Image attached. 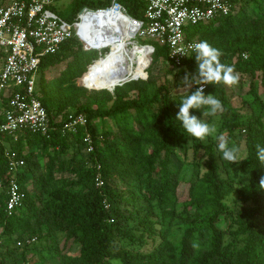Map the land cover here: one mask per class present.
<instances>
[{"label":"trees","instance_id":"1","mask_svg":"<svg viewBox=\"0 0 264 264\" xmlns=\"http://www.w3.org/2000/svg\"><path fill=\"white\" fill-rule=\"evenodd\" d=\"M227 1V16L185 32L219 48L238 75L230 93L222 84L204 92L221 100L218 131L246 161L221 160L214 137L189 143L174 120L187 90H172L194 73L193 59L177 66L165 45L144 43L154 51L139 79L88 90L114 49L97 50L105 54L98 58L69 38L42 59L37 79L52 130L0 133V264H264V164L255 150L264 146V0ZM111 2L70 0L60 17L71 23L81 9ZM116 2L144 20L145 0ZM98 78L89 83L101 86ZM246 80L247 91L234 93ZM70 114L85 124L64 129ZM7 153L23 165L11 169ZM186 165L192 178L181 176ZM10 181L23 194L12 210Z\"/></svg>","mask_w":264,"mask_h":264},{"label":"built area","instance_id":"2","mask_svg":"<svg viewBox=\"0 0 264 264\" xmlns=\"http://www.w3.org/2000/svg\"><path fill=\"white\" fill-rule=\"evenodd\" d=\"M55 1L0 0V133L27 130L48 135L52 126L36 93L42 59L54 54L65 40L72 37L83 43L85 51H97L80 36L83 18L90 13L77 15L74 22H67L53 11ZM145 1L144 20H133L137 26L135 36L165 45L169 61L177 66L187 58L180 53H191L187 45L196 42L186 39V27L227 16L232 9L227 0ZM120 8L116 0H112L105 10L120 13ZM145 46L150 57L154 48ZM100 57L105 54L100 52ZM85 122L82 115L70 114L63 128L74 130ZM6 155L11 169L23 165L13 153ZM22 197L17 184L10 181L7 209L18 206Z\"/></svg>","mask_w":264,"mask_h":264},{"label":"clouds","instance_id":"3","mask_svg":"<svg viewBox=\"0 0 264 264\" xmlns=\"http://www.w3.org/2000/svg\"><path fill=\"white\" fill-rule=\"evenodd\" d=\"M187 48L191 49V53L180 54L193 59L196 67L194 73H186L183 78L182 86L187 89V95L181 97L174 120L180 122L183 134L191 138L189 143L214 137L221 160L232 164L246 161L241 158L240 148L234 144L230 145L225 135L219 133L215 118L218 113L224 111V107L216 94H205L203 87L204 85H234L238 75L232 66L221 62V50L206 40L190 43ZM193 84L197 87L194 91H189ZM196 111L200 113L199 116L195 114ZM255 150L258 161L264 164V146L257 144ZM259 185H264V177L261 178Z\"/></svg>","mask_w":264,"mask_h":264},{"label":"bare ground","instance_id":"4","mask_svg":"<svg viewBox=\"0 0 264 264\" xmlns=\"http://www.w3.org/2000/svg\"><path fill=\"white\" fill-rule=\"evenodd\" d=\"M121 16V13L112 9L104 13L88 14L83 18L80 36L95 50L114 49L107 56V63L103 68L105 69L104 72L101 68L95 75L99 77L98 84L101 86L90 85L89 81L95 76L85 81L92 88H111L117 81H122L124 78L140 76L149 63V57L147 58L144 51L141 50L146 47L134 44L131 50L127 48L128 39L133 36L137 26L125 18L126 23L130 22V26L127 25L129 27L125 26V23L120 22L118 24ZM101 71L103 72L102 75H100Z\"/></svg>","mask_w":264,"mask_h":264},{"label":"rangeland","instance_id":"5","mask_svg":"<svg viewBox=\"0 0 264 264\" xmlns=\"http://www.w3.org/2000/svg\"><path fill=\"white\" fill-rule=\"evenodd\" d=\"M69 2H70V0H56L55 3H54V8H53L54 11L60 16V14L63 13L65 11V9L68 7V3ZM152 42L153 41H151L148 38H145L144 39V38H140V37L135 36L134 38H131V41L129 42L130 45L128 46V49H130V47H132L134 44L141 45V44H144V43H152ZM104 51H106V50H104ZM89 53H88V55H89ZM97 53L99 54L100 51H97ZM149 58L151 60V57H149ZM147 68L148 67H146V69ZM158 69H160L161 71H164L167 68L166 67H163L162 68V65H161V67L158 68ZM172 78H173L172 75H169L168 76V79H172ZM248 82H249V80H246L244 82V84L242 85V88H240V89H239L238 86L233 87V92L234 93H244V92H246L247 91V88H248ZM89 90H93V89H89ZM186 90L187 89L185 87H182V88H178V87L176 88V87H174V89L172 91L175 92V93H181V92H184ZM227 92L228 93L231 92V88L229 86L227 87ZM234 105L237 106V107H239V105H240L239 101H235L234 102ZM95 124H96V127H97V131L100 132L101 126H102L101 123H99L98 121H96ZM106 127H108V128L111 129V125L110 124H106ZM233 171H235V173L237 175H241L242 174L239 169H236V170L234 169ZM194 174H195V171L189 165L184 166L183 169H182V172H181V176H185V177H187V179L188 178H192L194 176ZM242 178H244V175L242 176Z\"/></svg>","mask_w":264,"mask_h":264},{"label":"water","instance_id":"6","mask_svg":"<svg viewBox=\"0 0 264 264\" xmlns=\"http://www.w3.org/2000/svg\"><path fill=\"white\" fill-rule=\"evenodd\" d=\"M106 11H108V10H97V11H89L87 8H83V9H81L80 10V12L78 13V16L79 15H81V14H83V13H90L91 15H94L95 13H98V12H101V13H104V12H106ZM120 13H121V15H123L124 17H125V19L127 20V21H130V22H133V19H131L128 15H127V13H126V11H125V9L124 8H120ZM135 37V32L133 33V36H132V38H134ZM140 47H146V46H140ZM133 47H130V49H132ZM108 50V49H107ZM150 62H151V60H150V58H149V63H148V65H147V67L149 66V64H150ZM141 76H137V77H131V78H128V79H123L122 81H117L111 88H101V89H93V90H108V91H112L113 90V88L115 87V86H121L122 84H124V83H126V82H129V81H132V80H137V79H139ZM82 86V85H81ZM82 87H84V86H82ZM84 88H86V87H84ZM87 89V88H86ZM89 90V89H88Z\"/></svg>","mask_w":264,"mask_h":264},{"label":"crops","instance_id":"7","mask_svg":"<svg viewBox=\"0 0 264 264\" xmlns=\"http://www.w3.org/2000/svg\"><path fill=\"white\" fill-rule=\"evenodd\" d=\"M145 7H146V6H145ZM53 11H54V10H53ZM54 12H55V11H54ZM124 18H125V17L122 15V16H121V19H119V21H118V22H119L118 24H120V22H121V23H123V24L125 23V24H124L125 26L129 25L130 22H127V23H128V24H127V23L125 22ZM120 20H121V21H120ZM129 26H130V25H129ZM129 26H127V27H129ZM131 37H132V36H130V38L128 39V43L131 41ZM115 45H116V44H115ZM115 45H114V46H115ZM128 45H130V44H128ZM128 45H127V48H128ZM141 50L144 51L146 57L148 58V54H147V53H148V48L146 47L145 49H141ZM105 65H106V64H105ZM104 67H105V66H104ZM102 71H103V70H102ZM90 85H92V81L90 82ZM92 86H94V85H92ZM94 87H97V86H94Z\"/></svg>","mask_w":264,"mask_h":264}]
</instances>
